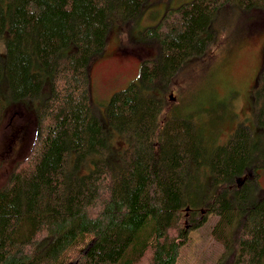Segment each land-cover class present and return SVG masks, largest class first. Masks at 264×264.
<instances>
[{
	"label": "trees",
	"instance_id": "16d2710c",
	"mask_svg": "<svg viewBox=\"0 0 264 264\" xmlns=\"http://www.w3.org/2000/svg\"><path fill=\"white\" fill-rule=\"evenodd\" d=\"M146 1L0 0V84H7L0 130L18 103L34 109L36 124L28 155L0 186V264H176L189 238L185 207L197 206L184 188L201 169L217 191L202 219L188 225L218 216L212 234L224 253L216 264L231 256L230 264H264V193L254 195L260 186L252 177L264 167L263 136L242 123L213 143L191 116L170 108L167 96L178 72L208 50L221 7L264 8V0H193L179 14L172 10L165 24L143 28L157 54L106 110L109 124L129 137L121 164L112 170L95 161L88 173L74 175L71 151L77 166L89 167L93 159L86 158L107 144L90 63L106 45L108 15L138 19ZM256 92L264 125V60Z\"/></svg>",
	"mask_w": 264,
	"mask_h": 264
},
{
	"label": "rangeland",
	"instance_id": "374dc122",
	"mask_svg": "<svg viewBox=\"0 0 264 264\" xmlns=\"http://www.w3.org/2000/svg\"><path fill=\"white\" fill-rule=\"evenodd\" d=\"M193 0H147L138 19H125L110 11V28L103 52L90 63L93 104L103 125L107 144L103 153L89 155L90 166H77L76 153L70 152V166L75 176L88 173L95 161H104L112 170L121 164L120 152L129 144V137L116 131L108 122L106 110L112 96L126 88L138 76L144 60H151L158 51L154 41L145 39L140 31L149 26L164 24L170 12ZM175 13V15H177ZM213 41L208 50L190 59L176 75V86L170 108H178L181 115L191 116L205 137L213 143L225 142L239 124H247L256 135L264 138V125L256 111L257 89L264 60V8L246 7L238 2L219 9L211 25ZM7 90L1 79L0 91ZM44 92L36 105L44 100ZM11 104V103H10ZM9 104V105H10ZM31 104V103H30ZM36 134L34 109L26 103L10 105L0 130V186L14 166L23 160L33 146ZM85 160V161H86ZM258 176L252 175L260 186L254 195L264 193V167ZM212 175L196 170L184 188V196L197 206L185 207L188 241L181 247L176 264H216L224 253V244L212 234L218 216L208 213L197 228H190V218L202 219L205 202L217 189L211 186ZM186 222V224H185ZM231 256L225 264H230Z\"/></svg>",
	"mask_w": 264,
	"mask_h": 264
},
{
	"label": "flooded vegetation",
	"instance_id": "af4514ba",
	"mask_svg": "<svg viewBox=\"0 0 264 264\" xmlns=\"http://www.w3.org/2000/svg\"><path fill=\"white\" fill-rule=\"evenodd\" d=\"M261 173L260 169L256 170L255 176H258ZM245 180V179H244ZM244 180L242 182H239V185H242L244 183ZM240 181V180H239Z\"/></svg>",
	"mask_w": 264,
	"mask_h": 264
},
{
	"label": "water",
	"instance_id": "95a60500",
	"mask_svg": "<svg viewBox=\"0 0 264 264\" xmlns=\"http://www.w3.org/2000/svg\"><path fill=\"white\" fill-rule=\"evenodd\" d=\"M169 97H170L171 99H175L173 93H171ZM70 264H71V263H70Z\"/></svg>",
	"mask_w": 264,
	"mask_h": 264
}]
</instances>
